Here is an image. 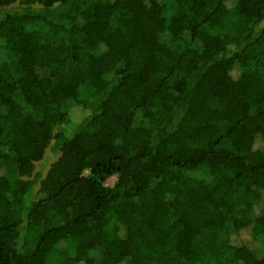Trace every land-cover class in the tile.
<instances>
[{
    "label": "trees",
    "instance_id": "16d2710c",
    "mask_svg": "<svg viewBox=\"0 0 264 264\" xmlns=\"http://www.w3.org/2000/svg\"><path fill=\"white\" fill-rule=\"evenodd\" d=\"M228 1L0 0V264H264V0Z\"/></svg>",
    "mask_w": 264,
    "mask_h": 264
},
{
    "label": "rangeland",
    "instance_id": "374dc122",
    "mask_svg": "<svg viewBox=\"0 0 264 264\" xmlns=\"http://www.w3.org/2000/svg\"><path fill=\"white\" fill-rule=\"evenodd\" d=\"M227 4L232 6L234 4V1L233 0L228 1ZM77 114H79V111L75 110L74 115L76 116ZM116 180H117L116 175L111 176L106 180L105 184L108 186H113ZM241 238L243 241L247 242L249 245H251L253 248H256L257 250H260L264 246L261 240L254 239L253 236L247 230L243 231V233L241 234Z\"/></svg>",
    "mask_w": 264,
    "mask_h": 264
}]
</instances>
